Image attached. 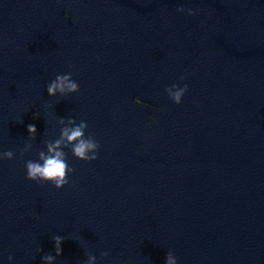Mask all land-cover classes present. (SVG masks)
<instances>
[{
  "label": "water",
  "instance_id": "95a60500",
  "mask_svg": "<svg viewBox=\"0 0 264 264\" xmlns=\"http://www.w3.org/2000/svg\"><path fill=\"white\" fill-rule=\"evenodd\" d=\"M69 72L79 91L48 96ZM173 84L187 85L180 104ZM68 118L97 159L64 149L68 184L27 180ZM8 150L0 264H43L53 236V264H165L169 250L176 264H264V0H0Z\"/></svg>",
  "mask_w": 264,
  "mask_h": 264
},
{
  "label": "clouds",
  "instance_id": "9594fccd",
  "mask_svg": "<svg viewBox=\"0 0 264 264\" xmlns=\"http://www.w3.org/2000/svg\"><path fill=\"white\" fill-rule=\"evenodd\" d=\"M177 11H184V9L178 8ZM188 14L192 15L193 11L188 10ZM71 67V65H70ZM72 73L69 72L63 75H57L55 79L50 81L46 86L48 96H66L71 93L79 91V85L72 80ZM181 80L184 77H180ZM168 98L174 104H180L183 95L187 91V85L177 87L173 84L164 89ZM136 103H140L138 99ZM58 123L65 125V119H58ZM67 125L60 128L59 137L55 140L43 141L46 150H40L37 152L36 160H26V179L36 182L40 185L45 183L52 184L56 189H60L64 185L69 183L68 177L74 169L67 163V154L64 149H68L72 156L76 159L91 162L97 159V151L100 147L99 143L94 139L92 135L85 136V130L87 123L80 121L78 124L72 118L67 119ZM27 132L29 142L25 143L23 149L20 150V155L23 156L26 152H29L32 148L31 140L35 139L36 127L29 124L27 126ZM15 157V153L11 150L0 153V159L11 160ZM55 255L45 254L42 257L43 264H53L56 257L61 255V243L63 238L60 236H53ZM41 251V249H37ZM101 257H106L107 252H101ZM8 260L11 261L12 257L9 256ZM177 258L173 255L172 251H167L165 255V264H176ZM96 257L92 254H87V260L84 264H95Z\"/></svg>",
  "mask_w": 264,
  "mask_h": 264
}]
</instances>
